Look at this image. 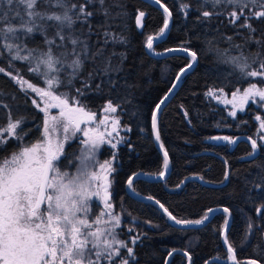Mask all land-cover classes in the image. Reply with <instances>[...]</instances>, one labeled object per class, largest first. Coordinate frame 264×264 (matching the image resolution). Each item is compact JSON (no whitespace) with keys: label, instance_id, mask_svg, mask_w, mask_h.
<instances>
[{"label":"trees","instance_id":"obj_1","mask_svg":"<svg viewBox=\"0 0 264 264\" xmlns=\"http://www.w3.org/2000/svg\"><path fill=\"white\" fill-rule=\"evenodd\" d=\"M122 2L127 13L124 33L127 43H110L105 52V55L117 54L112 64L119 71L110 72L107 77L97 76L91 87L94 89L97 83L108 79L116 83L112 86L102 84L103 94L89 91L85 102L91 110H101L108 100L114 105L120 104L117 116L125 139L115 149L103 147L100 156L114 154L116 157V171L111 176L114 213L124 218L123 231L130 223L132 237L139 236L132 245L135 253L132 264H164L168 254L176 249L189 255L190 264H205L212 258L219 261L208 264L231 262L227 260V249L221 237L225 229L224 221L228 220L223 210L215 212L200 225H177L154 203L136 197L158 200L177 219L185 220L201 219L209 208H228L231 215L225 236L228 244L235 249L237 262L242 264L245 260L255 259L264 264V212H256L264 205V192L254 186L261 183V169H264V134L258 128L255 117L263 115L264 121V110L250 105L232 120L224 107L206 95L209 89H223V92L230 93L247 88L252 83L264 87L262 78L241 79L239 70L233 64L224 62L241 53L251 56L259 51L264 56V47L255 43L246 44L247 30L230 25L226 12L214 16L210 23L198 20L201 11L213 10L210 7L201 9V0H160V4L172 13L168 31L161 39L163 34H160V29L167 16L159 5L153 0ZM181 4L190 7L181 9ZM137 10L146 13L140 29L135 23ZM102 20L103 15H97L92 23L95 25ZM253 24L258 29L254 35H264V21H254ZM148 36H153V41L159 39L151 52L146 46ZM226 37H232V40ZM41 40L37 34L34 40L29 41V46L40 45ZM97 40L98 36L94 34L92 41ZM185 48L187 52L182 50ZM191 52H196L197 59L191 68L182 73L176 89L157 114L158 142L168 152L170 161L169 172L157 180L161 178L159 172L165 170L163 156L154 142L152 114L156 105L173 88L181 69L191 63ZM121 54L126 58L121 60ZM7 59V55L0 56V67L13 74L19 70L26 80L40 85V79L27 71L26 62L15 61L9 65ZM97 66H101L99 60L95 65L86 61L80 78L74 81L73 86L61 87L58 92L75 96V89L81 87V82ZM32 99H36L34 93L29 91V95L25 96L10 77L0 73V125H5L9 112L12 118L26 117L22 126L28 133L24 143L34 142L40 137L37 128L41 125L43 113L31 103ZM220 134L229 137L249 135L259 146L258 155L252 160L242 161L251 152L250 145L242 141L231 149L228 141L213 139ZM19 143L10 139L7 151H0V156L11 153ZM65 151L69 153L68 160H73L75 164L73 154H80L77 140L71 141L70 146L66 145ZM67 162L63 161L61 168ZM69 167L75 168L73 165ZM133 173L143 176L133 180L135 193H132L136 197L126 190V182ZM192 177L199 180L190 179ZM249 222L253 225L251 232L248 230ZM118 230L122 231V228ZM246 233L249 237L247 242L243 241ZM168 264H187V258L183 253L176 252L170 256Z\"/></svg>","mask_w":264,"mask_h":264},{"label":"snow or ice","instance_id":"obj_2","mask_svg":"<svg viewBox=\"0 0 264 264\" xmlns=\"http://www.w3.org/2000/svg\"><path fill=\"white\" fill-rule=\"evenodd\" d=\"M153 2L160 5V0ZM160 6L170 18L172 13L168 8ZM189 7L187 4L180 5L181 9ZM205 7L213 10L201 11L198 20L210 23L214 16L226 12L230 25L247 30L246 44L255 43L264 47V35H254L258 29L253 24L254 21H264V0H201L200 8ZM101 14L103 20L94 25L93 18ZM145 16L144 11L137 10L135 23L138 27L143 26ZM168 18L160 34L168 29ZM126 29L127 13L122 0H0V56L7 55L9 65L15 61L26 62L27 71L42 79L45 85L40 87L26 80L19 70L13 74L0 67V73L10 77L25 96L29 95V91L36 94L39 102L32 99L31 103L43 113L41 125L37 128L40 137L31 143H24L28 134L22 127L26 117L12 118L9 112L6 125H0V151H7L6 145L10 139L20 142L11 153L0 156V264H130L129 258L135 257L129 243L119 238L117 229L121 226V215L113 212L111 176L116 171L113 167L116 157L113 154L111 159L103 162L98 159L103 145H109L112 149L117 147L119 141L113 143L111 137L118 132L120 121L117 117L110 118L111 131H107V115L100 121L105 131H100L98 127H81L95 120V113L88 110L85 102L87 93L95 91L103 94L102 84L112 86L116 83L108 79L97 83L94 89L91 87V82L97 76L107 77L110 72L119 71L112 64L117 54L112 52L105 55V52L110 43H127ZM37 34L42 38L41 44L30 47L29 41L34 40ZM94 34L98 36L96 42L92 41ZM153 39V36L147 37L149 50L153 48ZM226 39L231 41L232 37ZM182 50L188 51L186 48ZM190 55L193 61L197 59L196 52ZM124 58L121 54V60ZM97 60L101 66L94 67L88 73L81 87L75 89V96L58 92L61 87L73 86L74 81L80 78L86 61L95 65ZM224 62L233 64L239 70L241 79L260 77L264 83V56L261 52L257 51L251 56L241 53ZM184 71L181 69V73ZM206 95L221 99L213 89H209ZM257 97L264 102V87L252 83L243 90L242 95L237 89L232 93V99H224V103L233 104L234 107L238 104L243 110L250 99L255 101ZM163 103L161 100L156 105L157 111ZM119 107L120 104L114 105L108 100L103 111L114 114ZM54 108L59 110L58 114L51 113ZM231 115L236 116V112H231ZM152 125L154 129L157 128L156 111L152 114ZM261 127H264V121ZM75 139L79 140L81 147L78 156L73 154L76 161L73 164V160H68L69 153L65 151V146H70V141ZM159 139L157 130L156 140ZM213 139L233 142L231 137ZM251 145L254 153L256 140H252ZM160 146L163 148L162 144ZM253 153H249V156ZM65 160L76 168L75 172L68 171L67 165L61 168ZM168 165V152L165 150V171ZM165 171H160L158 175L164 177ZM261 173V183L254 186L264 192V169H261ZM127 183L135 193L131 176ZM155 203L177 225L203 224L210 213L218 211L209 208L197 220L177 219L158 200ZM223 212L231 215L228 208H224ZM256 212H264V205ZM228 224L229 221L225 220L226 229ZM252 229L253 225L249 222V232ZM138 239L139 236L132 237L131 243L135 244ZM248 239L246 233L243 241L247 242ZM225 243L227 260L241 264L237 262L235 249L228 244L227 236ZM242 264H259V261L249 259Z\"/></svg>","mask_w":264,"mask_h":264},{"label":"water","instance_id":"obj_3","mask_svg":"<svg viewBox=\"0 0 264 264\" xmlns=\"http://www.w3.org/2000/svg\"><path fill=\"white\" fill-rule=\"evenodd\" d=\"M160 5H162V4H160ZM159 5V6H160ZM164 6V5H163ZM162 9H163V7L162 6H160ZM168 18V17H167ZM169 19V23H170V19H171V17L170 18H168ZM138 27V26H137ZM141 27H138V29H140ZM169 28V27H168ZM167 31H168V29H166L165 30V32L163 33V35L159 38V39H161L162 37H164V35L167 33ZM159 39H156L155 41H153V45L155 44V42L156 41H158ZM148 49V48H147ZM148 51L149 52H151V50H149L148 49ZM194 62L195 61H191V65H193L194 64ZM185 69V71L187 70V69H189V67L187 66L186 68H184ZM178 76L180 77V79H181V76H182V73H181V71L179 72V74H178ZM180 79L179 80H176V82H175V87L174 88H172V90L164 97V99H163V101L165 102L166 101V99L174 92V90L176 89V87H177V85H178V83H179V81H180ZM167 97V98H166ZM163 104H161V106H162ZM161 106H160V108H161ZM88 110H90V109H88ZM160 110V109H159ZM158 110V111H159ZM90 111H92V110H90ZM154 111H156L157 112V114H158V111H157V109H155ZM92 112H94L95 113V117L97 116V114H98V112H96V111H92ZM104 118H105V116H102L101 117V119L99 120V121H92V122H90V123H88V124H82L81 125V127H83V126H85V125H90V124H92V125H97L98 123H100V121L101 120H104ZM152 127H153V125H152ZM110 130H111V128H110ZM153 130H154V142H155V144H156V147H157V149L159 150V152L162 154V156H163V153H164V150L160 147V145H159V142H158V140H156V129H154L153 128ZM215 137H229V136H227V135H224V134H220V135H217V136H215ZM232 138V141L233 142H229L230 143V146H231V149H234L235 148V146L239 143V142H246V143H248L249 145H250V147H251V152L250 153H253V149H252V145H251V141L253 140L249 135H245V134H237V135H234L233 137H231ZM216 140V139H215ZM216 141H218V142H221V141H224V140H216ZM258 153H259V146H258V144H257V149L255 150V152L253 153V155H251V156H249V154H247L246 156H244L243 158H242V161H249V160H252V159H254L257 155H258ZM169 169H170V161H169V165H168V169L165 171V176H166V174L169 172ZM164 176V177H165ZM132 177V179L134 180L135 178H137V177H143L141 174H136L135 176H131ZM164 177H161V178H158L157 180H160V179H162V178H164ZM190 179H197V180H199L197 177H192V178H190ZM128 181V180H127ZM126 190H127V192H128V194H130L131 196H133V197H136L133 193H132V191L130 190V188H129V186H128V183L126 182ZM136 198H139L140 200H143V201H149V202H152V203H154L164 214H166L167 215V213H165L164 211H163V209H161L160 207H159V205L158 204H156L155 203V200H153V199H149L148 197H136ZM218 209V211L219 210H223L224 208H217ZM215 212H217V211H215ZM215 212H213V213H210L209 214V218L215 213ZM168 216V215H167ZM227 217H228V221H229V224H230V215L229 214H227ZM169 218V217H168ZM170 221H172L171 219H169ZM172 222H174V221H172ZM206 222V221H205ZM229 224H228V226H229ZM227 229H228V227H227ZM227 229L225 228L224 230H223V232H222V234H221V237H222V241H223V243H224V245L226 246V249H227V245H226V243H225V235H226V233H227ZM176 252H181V253H183L185 256H186V258H187V264H190V259H189V255L188 254H186L185 252H183L182 250H180V249H176V250H173L172 252H170L169 254H168V256H167V258H166V260H165V263L164 264H168V261H169V258H170V256L172 255V254H174V253H176ZM214 261H219V260H217L216 258H212V259H210V260H208L205 264H208L209 262H214ZM230 264H233V262L231 261L230 262Z\"/></svg>","mask_w":264,"mask_h":264},{"label":"rangeland","instance_id":"obj_4","mask_svg":"<svg viewBox=\"0 0 264 264\" xmlns=\"http://www.w3.org/2000/svg\"><path fill=\"white\" fill-rule=\"evenodd\" d=\"M40 85H37V86H40V87H44L45 85H44V82H43V80L42 79H40ZM248 88V87H247ZM244 89H246V88H244ZM244 89H239L240 90V94L242 95L243 94V90ZM236 91V90H235ZM235 91H233V92H235ZM215 92H216V94L217 95H219L220 97H221V99H219V100H217L214 96H210L211 97V99L214 101V102H216L218 105H220V106H222V107H224V109L226 110V112H227V114H228V116L233 120V119H235L236 118V116L238 115V114H241V113H244L245 111H246V109H247V107L248 106H250V105H252L254 108H262L263 110H264V102H260L259 101V97H257L256 98V100L255 101H253V100H249L248 101V103L247 104H245L244 106H243V110H241V108H240V106L237 104V106L236 107H234L233 106V104H226V103H224V99H228V100H231L232 99V93L233 92H230V93H225V92H220V90H215ZM35 94V93H34ZM35 97H36V99H37V101L39 102V98L36 96V94H35ZM58 109H51V113L53 114V115H55V114H58ZM100 111V113L101 114H104L105 116L107 115L109 118H111V117H117L118 118V116H117V112L116 113H114V114H106V113H104V111H103V108L101 109V110H99ZM233 111H235L236 112V116H232L231 115V112H233ZM257 113H258V111H257ZM257 117H260V119H257ZM262 117H263V115H260V114H258L256 117H255V119L257 120V122H258V128L260 129V131H261V133L262 134H264V127H261V122H262ZM96 121V120H95ZM7 123V122H6ZM6 123H5V125H6ZM86 127H92V128H99V130L100 131H105V126L104 125H102V124H100V123H98L97 125H92V124H90V125H85V126H83L82 128H86ZM112 127V125H111V122H110V120H109V123L107 124V131H111L110 130V128ZM124 129L121 127V126H119V129H118V132H116V133H113L112 134V137H111V139H112V141H113V143H116L117 141H119V143H121L124 139H125V136H124ZM78 135H80V136H82V134H78ZM261 137L263 138V136L261 135ZM122 138V139H121ZM86 139V138H85ZM75 140H77V144L79 145V148L81 147V145H80V142H79V140L78 139H75ZM75 140H72V141H75ZM71 142V141H70ZM119 143H117V146L119 145ZM105 146H109V145H103L102 147H101V149L103 148V147H105ZM109 148H111L110 146H109ZM112 150V149H111ZM108 151H110V150H108ZM113 155V154H112ZM112 155H110V156H100V154L98 155V159H99V161L100 162H103L104 160H106V159H111L112 158ZM66 165H67V170L68 171H70V172H75V168L73 169H71L70 167H69V164H68V162L66 163ZM113 167H114V161H113ZM63 169V168H62ZM114 212V211H113Z\"/></svg>","mask_w":264,"mask_h":264},{"label":"flooded vegetation","instance_id":"obj_5","mask_svg":"<svg viewBox=\"0 0 264 264\" xmlns=\"http://www.w3.org/2000/svg\"><path fill=\"white\" fill-rule=\"evenodd\" d=\"M90 110H91V109H90ZM92 111H96V112H98L97 116L95 117V120H96V121H99V120L101 119L102 116H105L104 114H101L99 110H92ZM105 117H106V116H105ZM104 119H105V118H104ZM109 120H110V118H109ZM111 195H112V192H111ZM111 198H112V196H111ZM94 211H96L95 208H94ZM113 211H114V208H113ZM123 219H124V218L121 217V221H122V222H123ZM122 222H121V226L118 228V229L122 228V231H119V230L117 229V232H118V234H119V238H120V239H123V240H125V241H127V242L129 243V246L133 248V246H132L133 244L131 243V238H132V235H133L132 226H131L130 223H127V224H126V230L123 231V224H122ZM129 229H131V231H129ZM129 260H130V264H132V258H131V257L129 258Z\"/></svg>","mask_w":264,"mask_h":264}]
</instances>
